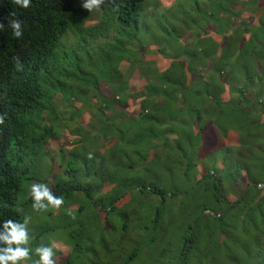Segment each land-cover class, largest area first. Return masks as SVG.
Returning <instances> with one entry per match:
<instances>
[{"label":"trees","instance_id":"1","mask_svg":"<svg viewBox=\"0 0 264 264\" xmlns=\"http://www.w3.org/2000/svg\"><path fill=\"white\" fill-rule=\"evenodd\" d=\"M170 1L0 0V224L24 222L26 181L76 201L56 264H264V14ZM123 63L145 80L134 96Z\"/></svg>","mask_w":264,"mask_h":264},{"label":"rangeland","instance_id":"2","mask_svg":"<svg viewBox=\"0 0 264 264\" xmlns=\"http://www.w3.org/2000/svg\"><path fill=\"white\" fill-rule=\"evenodd\" d=\"M164 4H170V0H162ZM258 5L261 9V12L256 14V18L260 14H264V0H258ZM236 9H241V6H236ZM248 14H244V18L247 21H251L248 18ZM152 48L149 49L145 54V60L151 62H155V70H165L167 66H169V63L166 59L162 58L161 56H155V54L151 53L153 52ZM154 65V64H153ZM154 67V66H152ZM123 72L126 74V77L129 79V87L130 91L133 94V96L142 90V88L145 86V80L143 77H141L139 71L133 72L132 70H129V67L127 65L122 66ZM102 91L105 93L108 97H111L112 94H110L109 88L103 84L102 85ZM225 100H227V96H224ZM61 99V96H57V101ZM80 106V104L78 105ZM66 105L63 104L60 106L61 110H65ZM129 113L131 114H138L139 111V100L137 98L131 97L129 99ZM68 116L71 115L72 111L68 110ZM91 113H87L83 118L79 121L83 124H90L93 120V116H91ZM86 132H91L90 127L86 126L84 128ZM75 137L71 136L70 131L66 130L63 132V137L59 141L52 140L47 146V149L50 150L51 156H52V163L56 162V157L58 156L59 150L65 148L67 151L74 148V146L71 144L73 142V139ZM171 143H173V140L171 139ZM55 172H60V168L57 166L55 169ZM35 182L26 181V183L23 186V190L20 194L19 198V206L21 207L22 214L24 218L28 219V233H29V244L27 245L31 249L30 258L23 261L22 264H36L39 257L35 254V249L39 246H51L53 242H55L57 249L55 251V255L53 259L56 263H60L67 259L69 255L72 252L71 246H69V233L71 231V224L77 221L76 214H78L76 209L77 202L74 201H66L64 198V203L59 208H52L49 207L47 210H37L34 209L31 203V191L30 186ZM110 185L107 184L105 186V189L103 192L109 190ZM237 196H232L230 199L231 201H235ZM103 218L105 214H102ZM44 234V237L38 238L39 235Z\"/></svg>","mask_w":264,"mask_h":264},{"label":"clouds","instance_id":"3","mask_svg":"<svg viewBox=\"0 0 264 264\" xmlns=\"http://www.w3.org/2000/svg\"><path fill=\"white\" fill-rule=\"evenodd\" d=\"M12 2L22 8H27L31 0H12ZM103 3L104 0H82V7L92 12L93 10H99ZM8 27L12 29L14 38L19 39L23 36L22 22L19 19H9ZM3 28L4 24L0 22V30ZM123 65L129 67L127 63H123L121 70ZM0 122H2V118H0ZM30 191L34 209L59 208L64 203L63 197L54 195L46 184L33 183L30 186ZM27 224V218L23 223L9 219L0 224V264H22L23 261L30 258L31 249L27 246L30 239ZM54 250H58L55 242L51 246L42 245L37 247L35 254L38 255L39 259L36 264H56L53 259Z\"/></svg>","mask_w":264,"mask_h":264}]
</instances>
